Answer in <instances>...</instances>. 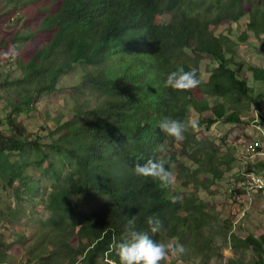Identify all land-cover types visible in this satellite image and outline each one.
<instances>
[{"label":"trees","instance_id":"1","mask_svg":"<svg viewBox=\"0 0 264 264\" xmlns=\"http://www.w3.org/2000/svg\"><path fill=\"white\" fill-rule=\"evenodd\" d=\"M4 1L10 4L8 15L16 19L13 13L22 10L27 23H34L31 37L38 46L16 54L15 65L22 77L10 85L23 87L24 94L18 93L9 104L13 112L6 121L11 135L0 130V177L10 188L19 183L29 191L24 175L31 167L24 156L36 155L34 172L47 177L53 190L45 208L49 217L41 223L44 233L39 246L29 251L27 264H97L99 259L119 264L115 244L134 215L138 231L157 241L174 239L182 245L188 241L197 256L200 250L193 244L209 224L205 204L187 191L190 185L208 189L222 176L218 165L228 171L234 160L217 156L214 143L199 138L191 128L183 141L176 142L161 132L159 123L169 115L187 122L189 114H197V127L203 125L207 131L217 122L240 123L239 111L223 103L238 96L259 109L263 95L254 96L247 76H239L234 59L228 58L235 52L231 35L215 33L223 22L234 24L248 16V31L240 41L246 42L249 31L261 38L264 0ZM163 16L168 17L164 22ZM6 43L0 40V50ZM260 51L264 56V48ZM206 59L215 64L213 69L207 66L208 82L187 92L164 87V74L178 66L196 67L199 79ZM76 65L84 67L83 76L72 94L91 102L77 105L71 120L50 133L58 138L45 153L39 139L27 141V130L17 117L35 111V99L57 93L61 77ZM248 73L252 82L264 84V68L251 66ZM259 117L264 124V117ZM13 154L22 161L12 164ZM149 158L170 159L179 186L186 192L174 186L170 192L158 180L138 176L135 164ZM67 164L70 170L63 176ZM235 187L228 191L234 208L235 197L242 195ZM177 193L182 199L170 202L169 195ZM152 215L163 222L165 231L150 232L146 221ZM262 240L250 237L245 242L257 253L256 264H264ZM179 260L188 262L185 255Z\"/></svg>","mask_w":264,"mask_h":264},{"label":"rangeland","instance_id":"2","mask_svg":"<svg viewBox=\"0 0 264 264\" xmlns=\"http://www.w3.org/2000/svg\"><path fill=\"white\" fill-rule=\"evenodd\" d=\"M196 1L208 3L214 0ZM8 6L10 8L8 2L0 0V40L7 42L4 49L0 50V119L3 123L0 130L6 136L11 135L6 121L7 116L13 112L9 104L16 100L18 93L24 94L23 87L10 85L22 77V73L15 65L16 54L18 50L29 51L38 46L35 37H31L34 23H27L22 10L17 14L13 13L17 15L18 20L10 13L8 15L10 10L6 8ZM7 18L8 23L5 21ZM167 19V16H163L161 21ZM249 21L248 16L234 24L225 21L215 34L231 35L228 36L235 42L233 49L235 52L228 54V58L234 59L237 64L234 68L239 76H247L248 85L253 88L254 96L262 94L264 98V84L252 82L248 73L251 66L264 68V56L260 51V48H264V32L258 39L249 31L246 42L240 41L248 31ZM16 39L21 41H14ZM208 65L212 69L215 66L214 62L208 59L202 62L199 78L201 83L208 82L210 75ZM80 77L78 70L63 76L56 88L57 93H48L40 99H35L32 106L36 110L17 117V123H21L27 130V141L32 143L39 139L45 153L50 152L52 142L58 138L57 135L51 136L50 133L71 120L77 105L81 103L87 105L91 102L87 97L79 100L77 94H72L74 91L72 88L79 84ZM223 103L227 108L232 110L236 108L239 111L241 122L237 124L217 122L208 131L202 125L194 129V132L199 138H208L214 143L218 148L217 156H232L234 162L228 171L225 165H218L222 176L219 180H214L208 189L202 187L193 189L191 185L189 186L191 190L187 191L188 194L194 192L205 204L206 221L209 225L204 228L203 237L193 244L200 250L197 256L192 253L196 249L190 246L191 243L187 244V241L186 245H183L186 249L184 255L186 260L188 259L186 264H256L257 253L253 248H247L245 242L250 237L259 242L264 238V193L252 196L250 212L243 219L228 195L232 186L240 188L245 173L253 171L264 176V143L259 151L260 155L250 156L247 153L250 144L263 140L264 124H261L263 120L259 116L264 117V99L259 109L239 96L236 99H223ZM198 117L197 114H189L186 121H195L198 124ZM51 153L52 161H55L56 154L54 151ZM10 157L12 164L22 161L18 154ZM24 159L31 167L24 175L25 181L30 185L29 191L22 188L19 183L10 188L0 179V263L27 264L29 251L39 246L44 233L41 223L47 221L49 217L45 208L49 194L53 191L52 184L47 177L42 176V173L34 172L36 155L26 154ZM57 167H60L59 163ZM69 170L70 166L67 164L62 169L63 176H66ZM199 178L205 180L202 175H199ZM174 187L182 194L186 192L185 188L179 186L177 179ZM231 235L236 237L235 240ZM46 246L44 248L50 253L51 248ZM97 264L106 263L99 259ZM166 264L183 263L177 258L170 257Z\"/></svg>","mask_w":264,"mask_h":264},{"label":"clouds","instance_id":"3","mask_svg":"<svg viewBox=\"0 0 264 264\" xmlns=\"http://www.w3.org/2000/svg\"><path fill=\"white\" fill-rule=\"evenodd\" d=\"M83 68V66L76 65L72 71L65 75L78 70L81 74L80 83L83 76ZM197 73L198 69L196 67L186 70L183 66H178L175 70L164 74V87L175 91H190L200 84ZM189 128L196 129L197 123L195 121L183 122L173 118L171 115L163 117L159 123L161 132L173 138L176 142H181L185 139V133ZM157 150L162 152L163 147L159 146ZM134 172L138 176L151 177L154 180H158L160 187L170 192L176 184V177L172 170L170 159L167 158H149L142 164L137 163L134 166ZM0 179L2 180L1 177ZM181 199L182 197L178 193L169 195V200L172 203H177ZM146 223L153 234L165 231L163 222L156 215L149 216ZM115 251L119 257V264H166L170 257L180 259L185 254L186 249L176 240L157 241L152 239L148 233L138 231L134 215L128 219L121 240L115 244ZM104 261L114 264L106 259Z\"/></svg>","mask_w":264,"mask_h":264},{"label":"built area","instance_id":"4","mask_svg":"<svg viewBox=\"0 0 264 264\" xmlns=\"http://www.w3.org/2000/svg\"><path fill=\"white\" fill-rule=\"evenodd\" d=\"M262 139V141L259 140L249 145L247 153L250 156L260 155L259 151L263 148L264 135ZM238 189L242 191V195H237L235 197L237 212H239V216L241 214V218L243 219L250 212L252 196L258 193H264V176H261L253 171L247 172L244 174V179H242V184Z\"/></svg>","mask_w":264,"mask_h":264}]
</instances>
